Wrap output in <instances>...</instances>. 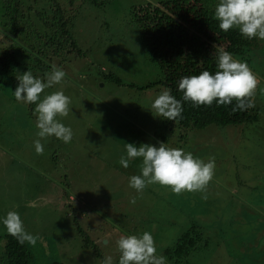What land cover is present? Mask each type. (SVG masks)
<instances>
[{
  "label": "rangeland",
  "instance_id": "1",
  "mask_svg": "<svg viewBox=\"0 0 264 264\" xmlns=\"http://www.w3.org/2000/svg\"><path fill=\"white\" fill-rule=\"evenodd\" d=\"M160 1L114 0L106 7L70 3L71 32L80 51L73 52L65 67L53 60L66 76L43 93L70 94L69 115L58 118L73 131L70 143L60 140L55 150L56 141L36 136L30 107L13 97L18 84L0 86V253L7 242L2 220L16 211L25 230L39 237L35 246L28 244L30 264L54 260L102 264L109 255L118 264L115 240L145 231L153 236L157 255L166 257L167 264H176L165 249L174 247L193 224L202 232L200 247L178 264H264V94L260 91L264 89V41L255 39L251 65L260 80L254 97L257 119L202 129L179 127L173 135L167 120L151 110L152 101L166 87L149 86L162 78V72L147 53L132 12L147 2ZM31 2L37 13L44 6L43 0ZM205 2L213 8L218 0ZM3 5L0 0V27L10 34L0 30V47L9 45L7 35L19 41L8 18L19 20L18 26L27 18L6 15ZM42 27L38 31L46 33ZM33 54L38 66L29 70L40 76L39 70L50 61L36 53H31V59ZM109 73L122 78V84L108 78ZM18 106L25 112L17 111ZM154 126L158 134L169 136V147L205 161L215 157L207 199L200 192L175 195L159 184L146 187L142 194L129 187L130 177L140 174L142 161L136 158L128 168L122 167L119 159L126 156L125 144L154 145V139L146 143L155 135ZM37 139L43 155L35 151Z\"/></svg>",
  "mask_w": 264,
  "mask_h": 264
},
{
  "label": "trees",
  "instance_id": "2",
  "mask_svg": "<svg viewBox=\"0 0 264 264\" xmlns=\"http://www.w3.org/2000/svg\"><path fill=\"white\" fill-rule=\"evenodd\" d=\"M112 1L114 0H58V2L43 0L44 6L40 7L38 14L36 9H32L34 5L28 4L24 0H3L6 15L11 16L12 9L20 11L23 6L27 5L28 9L35 11V19L33 21V14L23 11L19 16L27 17L23 24L18 26L19 20H16L18 23L10 21L19 35L18 40L25 43L13 39L11 44L10 41L9 45L0 48V86L10 85V83L19 84L17 76L30 71L29 66H35V68L38 66L36 65L38 63L37 58L33 54L31 59V53H36L39 58L43 57V59L50 61V64L39 70L42 75L32 73L37 78H46L45 74L52 70L51 66L55 58L58 59V64L62 63L65 67V61L72 57L73 52L80 51L71 32L74 20L71 15L72 10L68 8L72 6L70 3L83 4L88 2L98 7H106ZM199 2L201 3L200 6L198 5ZM205 3V0H162L153 4L147 2L133 8L132 11L138 22L146 51L162 72V78L149 84V86L152 88L158 86V89L166 87L170 89L171 95L182 102V118L177 121L167 120L166 123L173 135L176 134L179 127L202 129L210 124L229 125L257 119V112H254V107L243 111H233L235 101L227 106H218L214 102L210 107H194L190 102L183 101V93L178 89V81L183 76L198 75L204 70L215 73L214 45L223 47L234 58L247 62L250 68L252 65L255 38L251 40L244 38L238 29L222 31L219 28V22L213 19L214 7L209 8ZM30 25H33L32 31L28 35H24ZM39 27L45 28L46 33L41 34L42 31H38ZM26 38L28 39L27 44ZM40 61L43 63L42 60ZM57 67L59 66L57 65ZM252 71L254 72V70ZM107 77L122 84V78L114 74L109 73ZM67 96L71 98L69 93ZM27 105L33 114L35 105ZM16 108L17 111H24L22 106ZM154 129L155 135L151 136V140L154 139V145L158 146L160 142L167 144L170 139L169 136L162 132L158 134L156 126ZM32 130L34 131V125ZM35 130L38 132L37 128ZM48 138L57 142L55 150L61 145L60 140L54 136ZM158 138L161 139L158 140ZM201 234L199 227L193 224L178 238L174 247L165 249V253L174 256L176 264L180 263L193 250L200 247H198V243L202 240ZM4 238L7 242L0 253V264H30L28 243L21 245L16 238L8 233ZM48 264L62 263L54 260Z\"/></svg>",
  "mask_w": 264,
  "mask_h": 264
},
{
  "label": "clouds",
  "instance_id": "3",
  "mask_svg": "<svg viewBox=\"0 0 264 264\" xmlns=\"http://www.w3.org/2000/svg\"><path fill=\"white\" fill-rule=\"evenodd\" d=\"M213 19L219 22V28L227 32L238 29L246 39L264 41V0H218L214 7ZM215 73L204 70L198 75L183 76L178 81V89L183 93V101L194 107H210L214 102L218 106L231 105L233 111L254 107V97L260 80L247 62L233 57L223 47L214 45ZM46 73V82L35 77L31 71L17 76L18 86L13 92L18 102L34 104L33 115L36 117L37 136L41 139L54 136L64 143H70L73 131L61 123L58 118L69 115L71 98L62 90L43 95L46 89L61 84L66 73L55 64ZM264 94V89H260ZM151 110L156 116L177 121L182 118L181 100L171 95L170 89L162 88L151 103ZM138 141V140H135ZM35 151L43 155L41 140L34 141ZM126 156L122 155L119 164L128 168L133 159L141 158L140 174L132 175L129 187L142 194L146 187L159 184L171 190L175 195L185 192H200L202 199H207V187L215 174V157L207 161L195 157L184 149L169 147L160 142L158 146L131 143L125 144ZM131 203L136 202L133 197ZM2 223L7 233L17 239L21 245L28 243L35 246L39 237L28 233L16 211H9ZM119 253L118 264H167L166 257L157 255L153 236L145 231L140 235H120L115 240ZM102 264H114L111 255L106 256Z\"/></svg>",
  "mask_w": 264,
  "mask_h": 264
},
{
  "label": "flooded vegetation",
  "instance_id": "4",
  "mask_svg": "<svg viewBox=\"0 0 264 264\" xmlns=\"http://www.w3.org/2000/svg\"><path fill=\"white\" fill-rule=\"evenodd\" d=\"M30 1H31V0H30ZM28 4L34 5L32 2H31V3H28ZM25 7L28 8L27 5H25V6H23V7L21 8L20 11L15 10V9H12V10H11V13H13V14H11L10 17H19V16L22 14V12L25 11V10H24ZM32 9H33V6H32ZM32 14H33L32 16H34V17H33V21H34V19H35V11H32ZM8 20H9V21H12V19L10 20L9 18H8ZM29 28L32 30L33 25H30V26L28 27V30H29ZM0 30H3L4 32L8 33L5 29H3V28H1V27H0ZM0 34H1V33H0ZM5 38L8 40V42L13 41V39H14L12 36L10 37V36H8V35H7V37H5ZM5 42H7V41L5 40ZM0 48H3V47H0ZM13 96H14V95H13ZM14 97H15V96H14Z\"/></svg>",
  "mask_w": 264,
  "mask_h": 264
},
{
  "label": "crops",
  "instance_id": "5",
  "mask_svg": "<svg viewBox=\"0 0 264 264\" xmlns=\"http://www.w3.org/2000/svg\"><path fill=\"white\" fill-rule=\"evenodd\" d=\"M153 136V135H152ZM149 140H151V137L149 136V138H148V141H146V143H149Z\"/></svg>",
  "mask_w": 264,
  "mask_h": 264
}]
</instances>
